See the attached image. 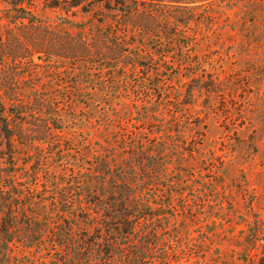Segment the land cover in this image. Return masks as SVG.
<instances>
[{
    "label": "trees",
    "instance_id": "1",
    "mask_svg": "<svg viewBox=\"0 0 264 264\" xmlns=\"http://www.w3.org/2000/svg\"><path fill=\"white\" fill-rule=\"evenodd\" d=\"M197 2L0 0V27L7 28L6 36L15 42L0 46V146L5 160V167H0V264H176L180 260L183 250L178 253L175 248L170 185L163 189L165 203H157L158 181L170 169L167 152L157 156L132 132L126 136L125 131H116L108 109L118 102L143 108L157 102V73L164 75L172 68L167 61L170 54L185 61L181 66L192 64L196 41L178 34V28L190 20L184 9ZM48 10L58 13L59 22L50 21ZM39 53L49 59L29 74L6 72L4 62L10 54L31 61ZM23 78L31 84L24 90L14 87ZM121 86L133 94L129 102L125 97L115 100L123 97ZM90 107L99 111L106 144L88 147V157H81L77 168L65 174L63 187L57 186L52 179L55 171L45 167L47 156L54 151L79 152L74 144L61 147L60 133ZM53 145L57 149L48 155L41 151L22 162L24 167L30 164L31 179L27 185L21 183L22 153ZM135 151L148 153L137 161ZM43 167L52 180L39 190Z\"/></svg>",
    "mask_w": 264,
    "mask_h": 264
},
{
    "label": "rangeland",
    "instance_id": "2",
    "mask_svg": "<svg viewBox=\"0 0 264 264\" xmlns=\"http://www.w3.org/2000/svg\"><path fill=\"white\" fill-rule=\"evenodd\" d=\"M184 11L190 20L178 34L196 41L192 64L181 66L185 61L170 54L172 68L164 75L157 73V102L144 108L113 103L108 112L116 131L126 136L132 132L157 156L167 152L170 169L158 181L157 203H165L163 189L170 185L175 248L178 253L183 250L176 264H264V0H198ZM47 13L52 23L59 22L57 12ZM6 35L7 28L0 27V46L14 45ZM48 59L45 53L35 54L31 61L10 54L4 63L8 75L16 76ZM29 84L30 79L23 78L14 87L24 90ZM123 89L127 88H120L123 97L115 100L129 102L133 94ZM91 108L60 133V146L74 144L78 153H55L54 145L44 150L34 146L26 154L18 148L21 183L27 185L31 179L30 164L24 167L22 162L53 150L47 156L48 169L41 168L38 189L52 179L64 186L65 174L77 168L81 157H88L87 148L95 149L107 136L100 129L98 110ZM71 133L73 139H67ZM1 149L0 167H5ZM147 151H135L133 159H144ZM87 163L83 166L90 167ZM46 169L55 171L52 179Z\"/></svg>",
    "mask_w": 264,
    "mask_h": 264
}]
</instances>
